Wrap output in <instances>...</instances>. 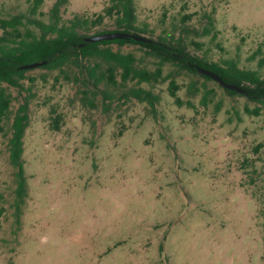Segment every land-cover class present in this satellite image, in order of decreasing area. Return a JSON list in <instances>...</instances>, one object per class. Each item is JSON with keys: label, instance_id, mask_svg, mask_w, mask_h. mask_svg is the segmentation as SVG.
<instances>
[{"label": "rangeland", "instance_id": "rangeland-1", "mask_svg": "<svg viewBox=\"0 0 264 264\" xmlns=\"http://www.w3.org/2000/svg\"><path fill=\"white\" fill-rule=\"evenodd\" d=\"M54 1L43 0L33 17L48 22ZM110 4L67 0L60 16L93 20ZM134 5L135 34L165 38L207 62L232 59L264 77V0ZM28 7L27 0H0V17L27 14ZM206 14L214 26L203 34ZM115 18L85 33L114 29ZM108 46L133 53L148 70L161 59L138 43ZM98 60L83 59V73L71 61L26 68L19 87L2 83L12 103L0 131V264H264V107L252 112L261 103L175 59L162 65L165 80L102 81L95 89L85 68L96 66L99 76L106 64L94 65ZM171 79L180 104L169 94ZM137 86L158 96L154 108L131 96ZM24 101L27 197L17 218L8 139Z\"/></svg>", "mask_w": 264, "mask_h": 264}, {"label": "trees", "instance_id": "trees-1", "mask_svg": "<svg viewBox=\"0 0 264 264\" xmlns=\"http://www.w3.org/2000/svg\"><path fill=\"white\" fill-rule=\"evenodd\" d=\"M29 3L28 13H17L10 17H0V131L9 118L12 97L7 88L2 83L12 86H20V78L26 69L21 66L35 61H45L42 67H60L68 62H74L83 73L85 67L83 59L94 57L99 59L95 62H104L106 67L96 75V66L85 68L86 74L93 80V88H98L99 83L105 81L109 85L124 84L128 81L156 83L165 80L168 77L162 75V65L170 59L182 62L184 68L198 73L195 65L203 66L217 73L225 82L241 86L248 98L261 103L252 112L258 114L264 107V77L257 70L239 68L236 61L232 59L219 62H207L202 58L191 55L179 45L175 46L165 38L160 40L136 41L130 37H123L110 40H100L96 42H83L84 37L104 32L123 31L127 33H136V14L134 0H111V4L104 8V11L91 20L87 17L73 15L68 20H62L60 16L61 7L67 0H55L48 11L50 20L45 22L42 19L33 17L37 13L43 0H27ZM115 18L114 29L95 31L92 34L85 32L90 26H95L102 22L104 17ZM190 18V14L186 15ZM207 25L203 34H208L214 26V19L210 14H206ZM33 24L36 31L27 26ZM24 27V29H22ZM117 42L138 43L147 47L154 48L161 53V59L154 70H148L136 65V58L133 53H122L112 50L108 44ZM83 43V45H80ZM178 43V42H177ZM179 44V43H178ZM258 66H264V57L258 60ZM119 75L120 81L117 79ZM209 79L208 76L202 75ZM88 79V78H87ZM90 80V79H88ZM243 83H248L253 88L244 87ZM179 86L174 79H171L168 85L169 94L174 98L177 104H180L179 97L176 94ZM231 94H237L236 91L226 89ZM131 96L139 101L147 102L152 108L158 101V96L150 90L142 87H132L129 89ZM51 114L55 109H50ZM56 114V113H55ZM56 115L51 117V127L54 130L59 128V118ZM29 122L28 101H24L17 107L10 124V137L8 139L9 162L14 167L16 186L14 189V207L15 216L19 218L22 205L27 197V182L25 177L24 159H23V136L25 128ZM262 143L256 145V149L262 147Z\"/></svg>", "mask_w": 264, "mask_h": 264}, {"label": "water", "instance_id": "water-1", "mask_svg": "<svg viewBox=\"0 0 264 264\" xmlns=\"http://www.w3.org/2000/svg\"><path fill=\"white\" fill-rule=\"evenodd\" d=\"M123 37H130L133 38L136 41H147V42H151L152 40L149 37H146L144 35H140V34H135V33H127V32H123V31H113V32H104V33H99V34H93V35H88L84 37V41L83 42H96V41H100V40H110V39H117V38H123ZM80 45H83V43H80ZM45 61H35V62H31L28 64H24L21 67L26 69V68H33L36 66H40L42 64H44ZM195 68L197 69V71L204 75V76H208L211 79L216 80L221 86H223L226 89H230L239 93H245V90L236 84L233 83H228L225 82L217 73L213 72L210 69H207L203 66H199V65H195Z\"/></svg>", "mask_w": 264, "mask_h": 264}]
</instances>
